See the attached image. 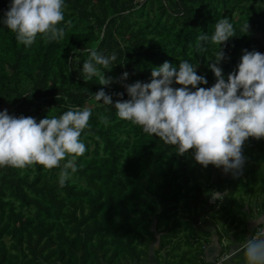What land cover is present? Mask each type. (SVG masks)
I'll list each match as a JSON object with an SVG mask.
<instances>
[{"label":"trees","instance_id":"obj_1","mask_svg":"<svg viewBox=\"0 0 264 264\" xmlns=\"http://www.w3.org/2000/svg\"><path fill=\"white\" fill-rule=\"evenodd\" d=\"M10 2L0 0V111L37 122L84 107L92 115L80 137L87 151L63 187L66 161L50 170L0 167V264H212L205 251L214 232L196 222L204 210L220 241L234 236L243 245L250 221L263 213L253 214L251 205L264 194V138H249L242 169L225 173L119 119L114 103L121 99L115 93L129 98L124 83L150 82L153 67L165 61L187 60L206 76L200 87H212L208 65L220 46L209 41L198 53L197 38L211 36L225 18L235 28L218 65L227 80L245 49L264 54V0H64V38L46 43L38 34L31 46L2 23ZM90 48L115 54L110 71L97 65L110 85L81 75ZM124 72L127 80L115 82ZM101 89L113 106L95 100ZM234 260L244 264L243 251Z\"/></svg>","mask_w":264,"mask_h":264},{"label":"clouds","instance_id":"obj_2","mask_svg":"<svg viewBox=\"0 0 264 264\" xmlns=\"http://www.w3.org/2000/svg\"><path fill=\"white\" fill-rule=\"evenodd\" d=\"M63 9L64 0H11L2 23L25 46H31L38 34L46 43L58 41L65 36V29L58 27L64 21ZM248 27L246 24L243 30ZM234 36V25L225 18L215 23L211 36L202 34L197 38L198 53L207 51L209 41L220 46L215 62L208 65L216 78L210 88L200 87L208 84L206 76L198 75L187 60H180L178 66L165 61L153 67L150 82L122 85L127 100L123 99L124 93H115L121 99L114 103L112 95L103 89L94 98L105 105L114 103L119 119L174 146L178 154L192 150L195 161L203 167L213 165L222 167L225 173L239 172L245 163V142L264 138V54L245 49L237 69L226 80L218 66L226 58L221 46ZM86 51L90 55L81 71L84 80L98 76L101 85L113 83L97 65L110 71L115 54L105 56L96 48ZM128 76L124 72L115 82H123ZM91 115V109L84 107L37 122L30 116L9 115L7 109L0 111V167L23 169L38 164L50 170L66 161L58 180L63 187L70 178L69 169L75 173L76 159L87 151L80 137L89 127ZM100 119L105 125L109 122L107 117ZM212 195L219 197V193ZM242 251L244 264H264V229L260 225Z\"/></svg>","mask_w":264,"mask_h":264},{"label":"rangeland","instance_id":"obj_3","mask_svg":"<svg viewBox=\"0 0 264 264\" xmlns=\"http://www.w3.org/2000/svg\"><path fill=\"white\" fill-rule=\"evenodd\" d=\"M222 195L223 194L219 192L218 198H213V195L210 196L209 201H208V208L210 209L213 208L216 205L217 200L222 198ZM247 210H249V207H247ZM259 210L263 212L260 216L256 215L257 211ZM251 211L253 214L256 215V217L250 221V230H249L248 239H250L252 235H254L259 225L261 229H264V194H259L253 200V203L251 205ZM196 222L200 229H203L206 231L211 230L214 232L211 238V243L206 247V251H205L206 259L210 261L212 264L215 262H218L222 257L227 255V251H225V247L229 243L233 245L232 246L233 255L230 257V259H232L234 255L237 256L241 253L243 246L235 242L234 236L231 235L232 237H229L228 235L227 236L225 235L223 240L220 241V238L218 237V234L215 231V225L209 220V217H206V214L205 215L202 214V217L197 219ZM221 227L222 226L220 225V228Z\"/></svg>","mask_w":264,"mask_h":264},{"label":"crops","instance_id":"obj_4","mask_svg":"<svg viewBox=\"0 0 264 264\" xmlns=\"http://www.w3.org/2000/svg\"><path fill=\"white\" fill-rule=\"evenodd\" d=\"M243 245H244V244H243ZM243 245H242V246H243ZM242 246H241V247H242ZM227 253H228V254H231V253H233V250L230 251V252H227ZM232 255H233V254H232ZM234 256L236 257V255H234ZM234 256L232 257V259H230V257H229V258L226 259V261H224L222 264H237L236 261L234 260V258H235Z\"/></svg>","mask_w":264,"mask_h":264},{"label":"built area","instance_id":"obj_5","mask_svg":"<svg viewBox=\"0 0 264 264\" xmlns=\"http://www.w3.org/2000/svg\"><path fill=\"white\" fill-rule=\"evenodd\" d=\"M232 254H233V253H231V254H228V253H227L226 256L222 257L218 262H215V263H213V264H222L224 261H226V259H228L229 257H231Z\"/></svg>","mask_w":264,"mask_h":264},{"label":"water","instance_id":"obj_6","mask_svg":"<svg viewBox=\"0 0 264 264\" xmlns=\"http://www.w3.org/2000/svg\"><path fill=\"white\" fill-rule=\"evenodd\" d=\"M205 211H206V210H204L203 215H204Z\"/></svg>","mask_w":264,"mask_h":264}]
</instances>
